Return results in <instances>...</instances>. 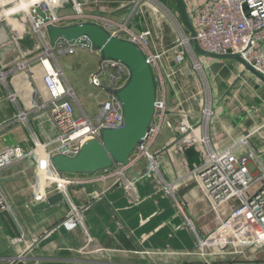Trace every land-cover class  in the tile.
Instances as JSON below:
<instances>
[{
	"label": "crops",
	"instance_id": "1",
	"mask_svg": "<svg viewBox=\"0 0 264 264\" xmlns=\"http://www.w3.org/2000/svg\"><path fill=\"white\" fill-rule=\"evenodd\" d=\"M185 1L187 7L194 8L204 0ZM88 9L111 13L119 19L131 11L126 0H102L100 3L90 0ZM137 20L133 30L153 28L151 43L156 48L174 39V36L166 35L163 28L154 25L149 16ZM41 46L38 35L24 33L21 21L12 25L10 21L0 23V71L3 72L0 74V151L15 145L32 149L34 138L47 145L44 153L52 152L57 146L58 132L50 110L42 108L49 99L42 80L44 68L34 59ZM205 58L209 65L207 82L215 102V116L209 129L215 149L232 148L237 154H243L253 148L261 151L264 163V105L248 106L246 102L233 101L241 93L243 83L255 80L263 87L264 83L253 73L246 72L234 85L244 68L238 62L236 78L226 92L220 93L214 86L216 78L222 73L230 77L234 72L222 70L220 75H214L210 70L209 60L212 59ZM24 62L27 65L19 68L18 63ZM99 62V55L88 46L77 47L73 54H56V63L50 58L51 65L62 70L65 86L73 91L71 100L75 108H82L89 114L95 113L110 95L109 89L95 87L90 82ZM195 84L197 90L199 84ZM237 86L240 88L233 91ZM183 97L188 98L189 94L185 93ZM192 102H187L185 108L200 111L199 103ZM21 113L25 118L20 117ZM169 131V138L156 155L173 194L152 176L138 183L140 199L134 201L121 183L117 185L116 178H101L108 171L72 175L82 182L71 185L70 192L74 202L81 207L91 240L83 227L68 229L63 224L55 227L69 213L67 201L41 209L42 202L34 199L40 173L33 159L8 168L2 186L12 210L0 213V264H264V236L260 241L251 239L247 244L239 245L237 252L230 245L224 247L216 243L198 249V236L221 238L217 231L219 215L228 217L240 201L232 199L217 213L204 191L193 179L187 178L189 171L202 163L203 154L195 145L182 142L164 151L177 138L176 131ZM244 138H247V144L243 143ZM145 164L142 160L136 165V171L142 170ZM251 169L256 175L260 173L256 160ZM23 231L25 241L12 246L11 240L21 237ZM34 237L43 238L26 257L18 260V256L31 246ZM225 251L227 253H223Z\"/></svg>",
	"mask_w": 264,
	"mask_h": 264
},
{
	"label": "built area",
	"instance_id": "2",
	"mask_svg": "<svg viewBox=\"0 0 264 264\" xmlns=\"http://www.w3.org/2000/svg\"><path fill=\"white\" fill-rule=\"evenodd\" d=\"M95 1L100 3L102 0ZM169 1L163 6L159 0H126L131 11L119 19L111 13L89 10L90 0H0V23L13 18L19 19L24 33H34L42 41L41 50L34 58L43 65L42 80L49 95L42 108L50 110L58 132L55 141L57 146L52 152L42 154L47 145L41 144L36 138L32 149L25 150L15 145L0 151V213L12 210L11 201L2 186L5 171L17 162L33 159L40 173L34 199L43 202L51 195L60 193L70 206L62 224L68 229L83 227L91 240L84 225L81 207L74 202L70 192L71 185L82 182L70 174L60 172L52 157L57 153L75 155L87 140L100 139L104 129L120 127L123 123L122 106L110 93L109 98L95 113L89 114L80 108V113L76 114L71 100L74 93L70 87L65 86L62 70L58 66L53 67L50 58L56 63L55 53L73 54L79 46L92 47L79 40L69 42L64 39L51 45L46 35L47 24L64 26L88 21L102 25L112 35L137 43L152 65L158 83L153 123L130 158L129 166L134 171L136 165L142 160L146 161L143 169L138 171L141 177H134L129 166L117 165L107 170L109 173L101 178H116L134 201L140 199L138 183L152 176L166 185L167 192L173 194L161 173L160 161L151 148L164 129L174 130L177 138L170 144L171 149L182 142L195 145L203 154L202 163L189 171L187 178L193 179L204 191L212 208L218 213L232 199L240 201V205L228 217L221 218L219 215L220 226L217 231L221 238L198 236V249L203 250L216 243L224 247L230 245L237 252L239 245L247 244L251 239L261 240L264 236V163L261 151L250 148L243 154H237L232 148L224 151L215 149L209 134L210 124L215 116V102L207 82L209 65L205 56L194 51L193 39L186 33L178 10L169 5ZM188 10L196 31L195 38L204 50L240 55L249 65L264 74V0H204L194 8L188 7ZM146 15L159 28H162L163 21L172 25V34L176 36L171 43H163L156 48L151 43L153 28L146 27L139 32L133 30L138 22L137 18H145ZM95 52L99 55L100 62L90 76L91 84L110 91L123 87L129 77L128 68L118 61L101 60L100 53ZM26 65L25 62L18 63L19 68ZM1 71L0 74L3 73ZM195 82L199 84L197 90L194 89ZM185 93L189 94L188 98L183 97ZM189 101L198 102L201 110H187L185 104ZM20 117L25 118L24 113ZM243 143H248L247 138L243 139ZM254 160L260 168L257 175L251 169ZM188 224L196 233L190 220ZM25 238L23 231L21 237L11 240V245H20ZM34 239L33 243L39 238ZM25 252L18 256V260L24 258Z\"/></svg>",
	"mask_w": 264,
	"mask_h": 264
},
{
	"label": "water",
	"instance_id": "3",
	"mask_svg": "<svg viewBox=\"0 0 264 264\" xmlns=\"http://www.w3.org/2000/svg\"><path fill=\"white\" fill-rule=\"evenodd\" d=\"M169 5L178 10L184 26L193 39V48L197 54L211 59H234L241 63L244 68L234 85L246 72L253 73L264 83V74L249 65L240 55L212 53L201 47L195 38L196 31L185 0H170ZM39 12L44 16L41 10ZM14 23L18 24L20 20L11 19L10 24ZM46 35L51 45L60 39L69 42L79 40L98 51L101 60L121 62L129 70V77L123 87L114 91L109 90L121 103L122 125L117 128L104 129L100 139L87 140L75 155L55 154L52 157L54 165L60 172L70 175L96 174L117 165L129 166L133 152L150 130L155 116L158 83L146 54L137 43L112 35L102 25L94 22H79L64 26L47 24ZM170 147L171 145L164 151ZM129 171L134 177H141V174L130 166ZM117 185H119L118 182ZM62 201V195L55 193L43 201L40 206L44 209ZM60 225L62 222L55 227ZM42 238L33 243L31 248L24 253V257Z\"/></svg>",
	"mask_w": 264,
	"mask_h": 264
},
{
	"label": "rangeland",
	"instance_id": "4",
	"mask_svg": "<svg viewBox=\"0 0 264 264\" xmlns=\"http://www.w3.org/2000/svg\"><path fill=\"white\" fill-rule=\"evenodd\" d=\"M159 1L162 2L163 6H164V3L168 0H159ZM161 27L163 28L162 31L165 30L166 35L169 34L171 37H173V35H171L173 33L172 25L170 26L168 21H167V23H165V21H163L161 24ZM184 28L186 30V33L188 35H190L189 31L186 29L185 26H184ZM175 36L176 35H174V38H175ZM55 54H57V53H55ZM209 61H211L210 70L214 75H220L222 70L223 71L226 70V72L233 70V72H234L233 75H231L230 77H226V74L222 73L221 76L216 78V81L214 83L215 88H218L220 93L226 92V90H228V88L233 83L234 79L236 78V73L239 72V71L235 72L236 67L238 65V61L233 60V59H212ZM208 69H209V67H208ZM240 85H241V83L239 84V86ZM239 86L234 88L233 91H236L237 88H240ZM209 88H211V87L209 86ZM241 89H242L241 93L236 98H233V101L243 102V103L246 102V103H248V106L253 105V104L257 105L260 103L262 105H264V87L256 84L255 80H249L246 84L243 83V87ZM78 113H80V111H79V109H76V114H78ZM169 133H170V131L166 130V129H164L162 131V133L158 137L157 141L154 143V145L151 148V151L154 154L158 153V150L161 146H163L164 141L169 138Z\"/></svg>",
	"mask_w": 264,
	"mask_h": 264
},
{
	"label": "bare ground",
	"instance_id": "5",
	"mask_svg": "<svg viewBox=\"0 0 264 264\" xmlns=\"http://www.w3.org/2000/svg\"><path fill=\"white\" fill-rule=\"evenodd\" d=\"M64 64V63H63ZM44 152H42V154H43Z\"/></svg>",
	"mask_w": 264,
	"mask_h": 264
}]
</instances>
